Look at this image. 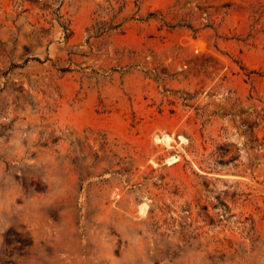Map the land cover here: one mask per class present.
Returning <instances> with one entry per match:
<instances>
[{"label": "rangeland", "instance_id": "1", "mask_svg": "<svg viewBox=\"0 0 264 264\" xmlns=\"http://www.w3.org/2000/svg\"><path fill=\"white\" fill-rule=\"evenodd\" d=\"M0 264H264V0H0Z\"/></svg>", "mask_w": 264, "mask_h": 264}, {"label": "bare ground", "instance_id": "2", "mask_svg": "<svg viewBox=\"0 0 264 264\" xmlns=\"http://www.w3.org/2000/svg\"><path fill=\"white\" fill-rule=\"evenodd\" d=\"M161 142H163L162 144H164V145H166V147L168 148H171V144L169 143V141L171 142V140L167 137V138H163L162 140H160ZM178 157L175 155V156H173V157H171L169 160H168V162H169V164H171V163H173V162H175V161H177L178 159H177ZM168 164V163H167Z\"/></svg>", "mask_w": 264, "mask_h": 264}]
</instances>
